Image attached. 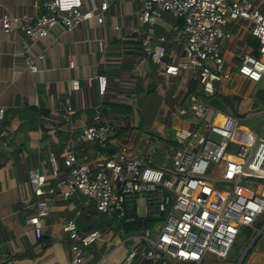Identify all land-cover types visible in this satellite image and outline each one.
Here are the masks:
<instances>
[{
	"label": "built area",
	"instance_id": "1",
	"mask_svg": "<svg viewBox=\"0 0 264 264\" xmlns=\"http://www.w3.org/2000/svg\"><path fill=\"white\" fill-rule=\"evenodd\" d=\"M90 2L91 8L84 9L83 0H36L35 19L12 15L0 7V31H21L27 52L29 40L49 37L57 26L72 32L94 18L104 25L110 3ZM143 2L140 21L148 26L143 51L154 62H160L166 53L163 45H152L154 20L166 12L183 20L178 34L184 39V56L177 65H167L166 72L177 75L183 68L197 75L200 93H190L187 105L178 110L180 117L194 120L193 127L177 128L174 144L157 140L149 154H133L127 146L110 153L120 127L102 105L96 107L93 121L77 136L70 129L63 165L50 152L42 165H51V175L29 171L36 201L35 214L26 220L41 238L43 222L52 213L46 197L58 195L68 200L80 193L94 202L99 212L123 226L126 242L132 243L126 248L123 264H201L211 257L225 260L234 244L244 239L246 227L252 228L256 236L264 234V226L258 227L264 218V101L259 100L261 109L254 110V100H243L238 109L230 103L220 108L209 100L217 96L216 84L233 76L225 67L222 41L230 36L226 27L235 19L248 21L251 34L260 44L257 52L244 54L237 72L264 88V13L252 0ZM101 49L105 51L104 45ZM26 61L32 72L38 71L35 58L28 56ZM70 65L76 68L74 61ZM135 71L139 74L140 68L137 66ZM96 79L99 94L104 95L107 77L98 74ZM78 88L76 79L59 106L60 122L69 128L74 114L70 95ZM4 112L1 108V119ZM256 119L260 127L246 124ZM59 128L57 124L50 126L52 132ZM79 143L100 148L93 169L79 157ZM44 148L45 144L38 146L40 151ZM50 176L58 179L56 188L49 186ZM80 215L78 211L63 224V232L70 239V264H87V249L104 240L101 230L79 227ZM0 257V262L12 259L10 254Z\"/></svg>",
	"mask_w": 264,
	"mask_h": 264
},
{
	"label": "crops",
	"instance_id": "2",
	"mask_svg": "<svg viewBox=\"0 0 264 264\" xmlns=\"http://www.w3.org/2000/svg\"><path fill=\"white\" fill-rule=\"evenodd\" d=\"M106 1L110 8L104 25L94 18L72 32L57 26L49 37L29 40L31 47L27 52L21 31H0V109H5L3 119L0 117V255L12 256L0 264H70V239L63 232V224L78 211L82 230L99 229L104 234L103 241L87 249V264H123L126 239L110 225L94 228L91 215H85L84 209L94 207L96 211L95 203L79 195L72 201L57 195L46 197L52 213L44 220L43 236L38 238L26 220L35 214L36 201L29 171L36 169L51 175V165H42L50 152L63 165L64 144L72 135L70 129L77 136L93 121L94 109L101 105L120 127L112 139L110 153L127 146L133 154H149L157 140L174 144L175 130L193 127L195 123L190 117H180L178 110L187 105L190 93L201 91L196 73L183 68L177 75L166 72L167 65H177L184 56V39L178 34L183 20L171 12L154 20L152 45L161 44L166 49L161 61L154 62L143 51L148 28L140 21L143 0ZM252 1L264 13V0ZM83 2L84 9L91 8L90 0ZM0 7L20 17L35 19L38 14L36 0H0ZM226 30L230 36L222 41L223 56L226 70L233 76L216 84V97L224 102L234 95L250 102V93H256L260 86L237 71L244 54L258 51L259 41L244 19L231 20ZM39 55L44 57L40 59ZM28 56L36 59L38 71L30 70ZM72 61L76 68L71 67ZM137 66L139 74L135 71ZM98 74L107 77L104 95L98 91ZM76 79L79 88L70 95L74 114L69 128L60 122L59 106ZM51 124L60 128L52 132ZM246 124L254 126L251 120ZM40 144H45L43 151L38 149ZM77 152L93 169L101 150L97 145L79 143ZM247 257L246 264H264V235Z\"/></svg>",
	"mask_w": 264,
	"mask_h": 264
},
{
	"label": "rangeland",
	"instance_id": "3",
	"mask_svg": "<svg viewBox=\"0 0 264 264\" xmlns=\"http://www.w3.org/2000/svg\"><path fill=\"white\" fill-rule=\"evenodd\" d=\"M250 95H251V97L254 100L253 109L254 110H260L261 109V102L259 101V99L256 98L255 91L251 92ZM205 100H209V99H205ZM224 102H225L226 105H228L230 103L234 108H239V105L242 102V99H240V98H238V97H236V96L233 95L229 99H224ZM251 122H252V124L255 127H260V125H261V122L259 120H257V119L256 120H251ZM133 129H135V128H132V130ZM57 183H58V179L57 178H53L51 176L48 177V184H49V186H51L53 188H56L57 187ZM255 188L257 190H259L260 189V186L255 185ZM78 195L80 196V198H82L84 200H87V197L86 196H84V195H82L80 193ZM71 199L73 200V198H71ZM78 202H79V200H78ZM80 202H82V201H80ZM79 206L82 207V204L79 203ZM95 209H96V207H95ZM84 211H85V215H88V214L91 215V218L89 220H91V222L93 223V227L94 228H102V227H105V226L110 225V226H112L114 228V230L117 233H120L121 234L123 240L126 239L127 235L124 234L123 226L120 223H118L115 219L108 218L104 213L97 211V209L95 211L94 210V207L85 208ZM235 244H234V246H235ZM131 245H132L131 242H127V246L128 247H130ZM234 246L232 248V251L233 252L235 251V247ZM232 251H231V253H232ZM249 257H246L245 263H247L249 261ZM211 258H213V257H211Z\"/></svg>",
	"mask_w": 264,
	"mask_h": 264
},
{
	"label": "trees",
	"instance_id": "4",
	"mask_svg": "<svg viewBox=\"0 0 264 264\" xmlns=\"http://www.w3.org/2000/svg\"><path fill=\"white\" fill-rule=\"evenodd\" d=\"M264 226V218H262V220L260 221V223L258 224V227L261 228ZM127 229H131V227L129 225L126 226ZM244 233H245V237L242 241H239L235 244V251L230 254V256L225 259H217V258H210L207 261L201 263V264H237L239 259L241 258L243 252L245 251V249L247 248L248 244L251 242V240L254 239V237L256 236L257 233L254 232V230L252 228L246 227L244 229ZM264 234H261L257 241L263 236ZM256 241V242H257ZM256 242L254 243V245L256 244ZM254 245L252 246V248L254 247ZM251 248V249H252ZM250 249V251H251ZM249 251V253H250ZM249 253L246 255V257L249 255ZM245 257V259H246ZM245 259L243 261V264L245 263Z\"/></svg>",
	"mask_w": 264,
	"mask_h": 264
},
{
	"label": "water",
	"instance_id": "5",
	"mask_svg": "<svg viewBox=\"0 0 264 264\" xmlns=\"http://www.w3.org/2000/svg\"><path fill=\"white\" fill-rule=\"evenodd\" d=\"M256 98L259 99V100H262L264 101V88H258L257 91H256ZM209 102L211 104H214L220 108H223L224 107V102L221 101L219 98L217 97H213L209 100ZM260 235H257L254 237V239L251 241V243L248 245V247L245 249V251L243 252L241 258L239 259L238 263L237 264H243V261L246 257V255L249 253L250 249L252 248V246L254 245V243L257 241L258 237Z\"/></svg>",
	"mask_w": 264,
	"mask_h": 264
}]
</instances>
